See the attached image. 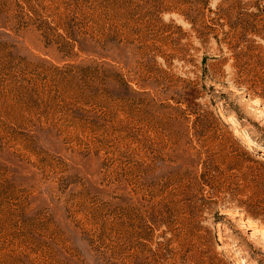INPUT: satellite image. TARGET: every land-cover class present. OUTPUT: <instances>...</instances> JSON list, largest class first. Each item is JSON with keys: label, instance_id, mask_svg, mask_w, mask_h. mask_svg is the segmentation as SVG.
I'll return each instance as SVG.
<instances>
[{"label": "rangeland", "instance_id": "1", "mask_svg": "<svg viewBox=\"0 0 264 264\" xmlns=\"http://www.w3.org/2000/svg\"><path fill=\"white\" fill-rule=\"evenodd\" d=\"M208 159L201 230L157 225ZM139 263L264 264V0H0V264Z\"/></svg>", "mask_w": 264, "mask_h": 264}, {"label": "trees", "instance_id": "2", "mask_svg": "<svg viewBox=\"0 0 264 264\" xmlns=\"http://www.w3.org/2000/svg\"><path fill=\"white\" fill-rule=\"evenodd\" d=\"M221 125L228 128L223 123ZM207 128L213 131L210 136L212 141L219 140L220 145L224 143L230 146L227 156L231 157V159L239 157V159L257 164V161L251 159V156L254 155L253 153H247L240 148L239 150L236 148L235 137L231 136V138L223 139L222 134H220L221 131L217 130L216 127L212 125L209 127L205 126V129ZM220 145L218 146V149H220L217 150V154L224 151V145ZM186 160L189 161V158ZM189 166L193 167L190 164ZM183 168L184 170H182ZM168 172L162 176L158 174L159 177L154 178L153 183L150 185L156 190V195L161 198L159 203L152 209L151 214L154 216L152 218L157 225L164 226L168 230L171 226H174V230L178 231V233L182 232V230L185 232L187 230L190 233L201 230V227L198 226V219L201 218L203 212L212 211V206L217 204L204 198L202 193L207 187L210 190L212 189L210 182L216 181L218 168L208 159V162L204 163L202 170L199 172H193L186 168L185 165H181L177 169H170ZM255 216L251 215L252 218H255ZM168 252L170 253V251Z\"/></svg>", "mask_w": 264, "mask_h": 264}]
</instances>
